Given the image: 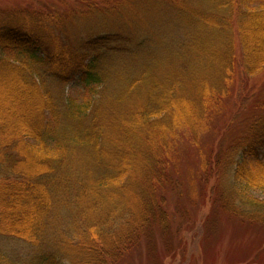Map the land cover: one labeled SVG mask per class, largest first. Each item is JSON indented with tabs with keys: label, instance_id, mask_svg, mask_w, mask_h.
Segmentation results:
<instances>
[{
	"label": "trees",
	"instance_id": "trees-1",
	"mask_svg": "<svg viewBox=\"0 0 264 264\" xmlns=\"http://www.w3.org/2000/svg\"><path fill=\"white\" fill-rule=\"evenodd\" d=\"M148 1L143 13L130 8L128 20L122 0L75 13L83 22L114 15L117 29L102 31L89 22L73 30L50 10L0 9V234L31 247L23 256L0 247L7 264H121L145 229L169 226L158 196L172 180L168 150L179 129L197 137L225 95L233 23L245 73L264 71V0ZM156 24L189 57L182 70L161 72L156 49L139 48ZM140 49L146 61L125 71L120 60ZM76 79L101 86L98 97L65 96ZM259 108L225 166L234 182L222 188L233 210L264 218V203L246 194L264 191V99ZM212 158L201 160V172L220 165V154Z\"/></svg>",
	"mask_w": 264,
	"mask_h": 264
},
{
	"label": "rangeland",
	"instance_id": "rangeland-1",
	"mask_svg": "<svg viewBox=\"0 0 264 264\" xmlns=\"http://www.w3.org/2000/svg\"><path fill=\"white\" fill-rule=\"evenodd\" d=\"M112 1L0 0V9L29 7L34 11L50 10L65 16L68 20L65 22L73 30L78 31L84 23L89 22L86 25L98 24V29L102 31L105 27L99 28L100 24H109L117 29L118 22L114 15L105 18L99 15L101 17L95 19L96 15L92 14L89 18L85 17L87 20L83 22L85 19L75 17V13L84 12L89 2L101 6L106 2L111 5ZM122 1L126 4L121 11L122 18L127 20L131 16L128 11L130 8L134 16V13H143V9L151 6L148 0L134 5L131 0ZM160 9L164 11L166 7L161 6ZM177 25L185 31L182 21L177 22ZM158 26L150 27L151 33L147 40L138 39L139 48L150 45V48L156 49L152 62L160 67L161 72L182 70L189 57L182 48H178L175 39L160 38ZM232 29V76L225 95L219 99L217 108L207 113L209 117L205 128L199 131L200 135L196 137L188 129H179L172 140L171 150H168L169 176L172 180L164 182L158 196L164 195L162 206L164 211H168L169 226L163 229H168L170 234L164 236L161 232L163 229L152 224L145 229L136 244L124 253L121 264H264V218L233 210L234 199L222 188L227 181L234 182L232 176L225 173V166L229 159H235L233 154L247 134L253 118L263 113L259 103L264 99V71L256 75L245 73L234 23ZM176 34L183 35L174 30L168 31V36L174 37ZM143 54H146L144 49L137 50L127 59L120 60L119 65L125 71L133 72L132 68L137 63L146 61ZM113 83H119L117 78H114ZM101 88L98 85L86 87L76 79L65 85L64 92L65 96L77 103H84L92 97H98ZM218 154L220 165H211V172H201V160H213L212 157ZM240 155L242 151H238L237 158ZM261 160L264 162V156ZM246 194L264 203V191L254 188ZM0 245L7 255L14 251L23 256L31 248L25 240L6 234H0ZM0 264H7V261L0 257Z\"/></svg>",
	"mask_w": 264,
	"mask_h": 264
}]
</instances>
